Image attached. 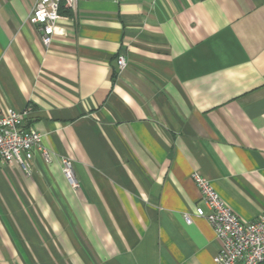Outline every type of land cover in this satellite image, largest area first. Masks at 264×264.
I'll list each match as a JSON object with an SVG mask.
<instances>
[{
    "label": "crops",
    "instance_id": "1",
    "mask_svg": "<svg viewBox=\"0 0 264 264\" xmlns=\"http://www.w3.org/2000/svg\"><path fill=\"white\" fill-rule=\"evenodd\" d=\"M36 1L0 0V105L51 160L0 171V264H217L192 174L264 214V0L63 1L49 47Z\"/></svg>",
    "mask_w": 264,
    "mask_h": 264
},
{
    "label": "built area",
    "instance_id": "2",
    "mask_svg": "<svg viewBox=\"0 0 264 264\" xmlns=\"http://www.w3.org/2000/svg\"><path fill=\"white\" fill-rule=\"evenodd\" d=\"M62 1L74 7L78 0H37L30 15V23L42 33L46 47L51 46L56 33ZM97 1V0H93ZM118 2L119 0H113ZM117 66L122 71L127 66L123 56L117 58ZM27 111H18L10 106L0 105V171L5 165L18 164L28 175L31 174V161L36 152L46 162H50V150L44 144L43 135L24 126ZM66 180L77 186L73 163L62 161ZM192 178L200 192L208 212L197 208L196 215L205 219L212 227L221 244L216 258L217 264H263L264 263V214L254 222H244L223 200L212 184L199 173ZM188 225L193 223L191 215L184 216Z\"/></svg>",
    "mask_w": 264,
    "mask_h": 264
},
{
    "label": "trees",
    "instance_id": "3",
    "mask_svg": "<svg viewBox=\"0 0 264 264\" xmlns=\"http://www.w3.org/2000/svg\"><path fill=\"white\" fill-rule=\"evenodd\" d=\"M62 3H63V1H62ZM62 3H61V6H62Z\"/></svg>",
    "mask_w": 264,
    "mask_h": 264
}]
</instances>
